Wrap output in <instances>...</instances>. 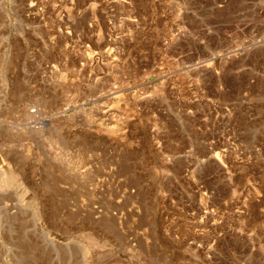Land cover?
Masks as SVG:
<instances>
[{
	"label": "rangeland",
	"instance_id": "1",
	"mask_svg": "<svg viewBox=\"0 0 264 264\" xmlns=\"http://www.w3.org/2000/svg\"><path fill=\"white\" fill-rule=\"evenodd\" d=\"M0 264H264V0H0Z\"/></svg>",
	"mask_w": 264,
	"mask_h": 264
}]
</instances>
